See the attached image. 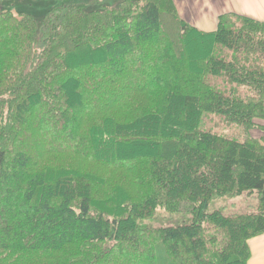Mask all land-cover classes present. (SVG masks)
<instances>
[{
  "label": "trees",
  "instance_id": "16d2710c",
  "mask_svg": "<svg viewBox=\"0 0 264 264\" xmlns=\"http://www.w3.org/2000/svg\"><path fill=\"white\" fill-rule=\"evenodd\" d=\"M207 115L244 137L202 129ZM256 121L264 21L206 32L174 0L0 13V264H247L264 233ZM158 209L176 224H149Z\"/></svg>",
  "mask_w": 264,
  "mask_h": 264
},
{
  "label": "rangeland",
  "instance_id": "374dc122",
  "mask_svg": "<svg viewBox=\"0 0 264 264\" xmlns=\"http://www.w3.org/2000/svg\"><path fill=\"white\" fill-rule=\"evenodd\" d=\"M90 0H0V13L10 12L16 15L26 14L31 15L37 21L42 20L45 14L53 7L60 5H72V4H86L89 9H97L101 6L117 7L122 0H97L96 3L88 4ZM182 19V18H181ZM184 20V19H183ZM257 124H264L263 122L256 121ZM262 126V125H261ZM202 129L212 130L218 134L227 136L232 139L241 140L244 137L242 128L227 122L224 118L214 115H207L203 118ZM263 133L259 130L250 132V136L259 139ZM255 197H241V198H229L225 197L221 200L211 203L209 210L222 209L224 213H246L254 210L249 208L248 205H254ZM234 205L232 206V204ZM227 205V206H226ZM158 218L149 222V224H165L175 225L176 222L170 221L167 215L162 209L157 210ZM156 213V214H157Z\"/></svg>",
  "mask_w": 264,
  "mask_h": 264
},
{
  "label": "crops",
  "instance_id": "0c3cea01",
  "mask_svg": "<svg viewBox=\"0 0 264 264\" xmlns=\"http://www.w3.org/2000/svg\"><path fill=\"white\" fill-rule=\"evenodd\" d=\"M174 3L182 19L206 32L216 29L221 15L237 14L264 21V0H174ZM247 244L250 250L247 264H264V233L251 238Z\"/></svg>",
  "mask_w": 264,
  "mask_h": 264
}]
</instances>
